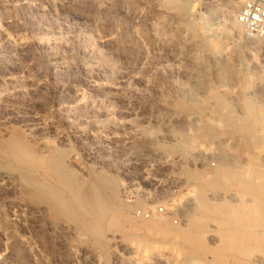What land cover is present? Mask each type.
<instances>
[{
	"label": "rangeland",
	"instance_id": "rangeland-1",
	"mask_svg": "<svg viewBox=\"0 0 264 264\" xmlns=\"http://www.w3.org/2000/svg\"><path fill=\"white\" fill-rule=\"evenodd\" d=\"M186 1L0 0V264H264V212L242 187L250 165L264 183V44L234 27L238 0ZM249 101L258 142L229 115ZM51 154L73 181L43 164ZM134 180L152 202L134 204ZM174 196L183 217L135 226L136 208ZM249 214L256 231L242 227ZM197 231L240 250H191Z\"/></svg>",
	"mask_w": 264,
	"mask_h": 264
},
{
	"label": "bare ground",
	"instance_id": "bare-ground-1",
	"mask_svg": "<svg viewBox=\"0 0 264 264\" xmlns=\"http://www.w3.org/2000/svg\"><path fill=\"white\" fill-rule=\"evenodd\" d=\"M167 2H168V5L169 6H171L172 8L177 9L178 11H184V10H186V8L188 6L186 0H183V1L182 0H167ZM235 5H236V2H235ZM233 25H234V27H237V28H241L242 27V23L238 19H235L233 21ZM232 113L233 112H230L229 115H230V117H234V124H233L234 129L239 130L243 134H245L246 136H248L247 140L249 139V136H253V141L258 142V138H256L255 133H256V124L259 122V119H258V116H257V110H256L255 103L252 102V101L246 102L244 104V108H243V115L234 116ZM251 142H252V140H251ZM7 145H9V147L12 148V149H14V148H17V149L20 148V147H18V141L15 140V139H10L9 140V143ZM176 145L177 146H173V148L176 149V150L181 149L182 147H185V144L184 143H179V144H176ZM223 159L226 160L227 157L225 155H223ZM43 164H49L50 165V171L53 173V175H55L56 177H58V181L59 182L64 183L66 181H73L74 177H72V174L71 173L68 172L67 175H65L63 173V170H64V168H63L64 167L63 166V162L61 161V159L56 154H51L48 159H45L43 161ZM249 167H251L250 169H252L251 170L252 171V174H251L252 176L246 177L243 180V186H242L243 187V192L244 193L246 192V193L252 195L253 197H255L257 199V202H258V208L261 209L264 212V183H261V182H258L257 181L261 177V173L258 171V169H260V168L257 165H250ZM190 176H191V178L195 182H203L204 181L203 180L204 177L202 175L198 174V173H192V174H190ZM210 183L211 184L214 183L215 185L222 187L223 184H224V181L221 179L220 175L218 174L216 176V178H214V179L211 180ZM43 193L45 195H52V194L54 195V194H56V191L52 187L45 186L44 189H43ZM94 195H95V204L96 205H94V203H92V205L93 206H96L97 212H98V210L99 211L103 210V208H104L103 207V203L104 202H102V200H101V198H103V197L101 196V198H100L97 192ZM200 202H201V207H203V206H204V208H207L208 207V202H207L206 196L204 195L203 190L200 192ZM223 205H224V203L222 205L219 204V206H212L210 209L213 210L214 213L219 214V213H222V212H220L221 210L227 208V207H225V205L224 206ZM240 208H242V207H240ZM236 216H240V215H236ZM247 217H248V219L246 218L247 219L246 221L244 219H242L244 221L242 227H243V229H244V227H246V228H248V229L251 230L256 225V222H255V217L256 216H254V214H252V215L249 214V216H247ZM158 218H162V217H158ZM156 219L157 218H154V220H152V222L150 221L151 219L150 220H142L143 221L142 223H140V224L137 223V224H135V226L140 231L142 230V231H145L146 232L147 230L152 229L153 231H156L157 233L158 232H161V231H163L165 229V227L163 229L160 226L158 220H156ZM162 219H165V218H162ZM238 219H241V218H238ZM259 221L261 223V220H259ZM124 224H125V221H123V220L120 219L119 226L124 227L125 226ZM257 226H258V224H257ZM136 227H135V229H137ZM253 230H255V229H253ZM245 231H247V230H245ZM132 232H134V229H133V231H132V229L129 230V235L130 234H133ZM202 237L203 236H201L200 232H198V231L195 232V233H193V234H190V236L188 237V244L190 246V249L191 250H196V248L198 246L199 248H201V251L203 250L204 252L207 251V252H209L211 254L213 253L216 260H223L224 258L227 257V255H226V253L224 251H227V250L230 251V250H232V251H238L239 252V250H240L239 249L240 247H238V246H240V241H239V244L237 245V247H231V244H228V241L226 240L223 243V246L221 248L214 249L212 247L205 246L206 244L204 243V240H203ZM240 237H241V235H240ZM233 244H235V243H233ZM218 246H220V244ZM241 253L242 254H240V255H243V257L250 256L248 254L249 253L248 250L247 251H243Z\"/></svg>",
	"mask_w": 264,
	"mask_h": 264
},
{
	"label": "built area",
	"instance_id": "built-area-1",
	"mask_svg": "<svg viewBox=\"0 0 264 264\" xmlns=\"http://www.w3.org/2000/svg\"><path fill=\"white\" fill-rule=\"evenodd\" d=\"M238 20L242 23L246 33L264 44V0H238ZM211 166H216L215 162ZM148 179L152 184H159L165 186V179L159 177H152L148 173ZM180 178V177H179ZM177 183H182V178L177 179ZM131 191L126 189V196L130 197ZM152 189L144 188L140 182L134 180V204L138 201H146L150 203L153 201L151 197ZM179 197L174 196L164 200L161 204H150L148 207H138L134 210L136 218L141 220H150L154 217L162 218H181L185 214V208L178 205ZM190 207V202L186 203ZM175 218V223L178 224V219Z\"/></svg>",
	"mask_w": 264,
	"mask_h": 264
}]
</instances>
